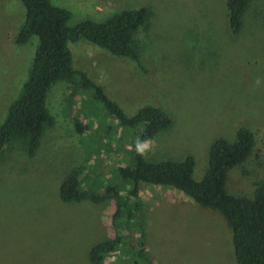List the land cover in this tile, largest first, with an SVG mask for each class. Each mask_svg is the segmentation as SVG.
Wrapping results in <instances>:
<instances>
[{
    "label": "rangeland",
    "instance_id": "obj_1",
    "mask_svg": "<svg viewBox=\"0 0 264 264\" xmlns=\"http://www.w3.org/2000/svg\"><path fill=\"white\" fill-rule=\"evenodd\" d=\"M51 2L69 11L70 26L147 8V25L135 36L138 62L80 40L68 43L73 69L129 117L146 106L170 116L172 125L151 139V151L143 157L159 162L192 156L195 181L203 178L217 139L233 143L239 128L249 129L254 152L228 172L225 189L235 197H254L264 182V0H251L235 35L226 0ZM24 19L19 0H0V125L27 79L38 42L32 37L24 45L15 43ZM46 108L53 125L45 127L33 156L22 140L0 152V264H92L91 248L118 236L133 237L134 247L142 242L153 264H237L232 231L222 215L170 187L141 183L137 198H129L135 209L130 227H124V217L113 221L127 188L117 170L132 166L136 138L107 116L91 89L58 82ZM105 126L110 133L102 132ZM75 173L81 190L98 196L97 203L88 197L60 200L61 182ZM116 185L119 197L107 191ZM104 264L143 263L124 246Z\"/></svg>",
    "mask_w": 264,
    "mask_h": 264
},
{
    "label": "trees",
    "instance_id": "obj_2",
    "mask_svg": "<svg viewBox=\"0 0 264 264\" xmlns=\"http://www.w3.org/2000/svg\"><path fill=\"white\" fill-rule=\"evenodd\" d=\"M19 1L24 7L25 19L15 37V43L24 45L32 37H36L38 42L27 79L0 125V152L12 141L22 140L26 143L29 156L36 153L45 127L53 125V118L46 108V98L55 84L65 81L84 90L91 89L107 116L116 121L119 128L129 130L128 136L132 140L136 138L132 142L130 154L132 166L117 170L120 185L124 184L127 188L125 196L116 202L113 221L124 217V227H130L135 209L131 208L129 198H137L141 183L167 186L180 191L193 203L222 215L232 231L237 264H264V182L257 188L252 199L232 196L225 189L228 172L246 163L252 156L254 134L241 127L236 131L235 142L217 139L209 148L208 168L203 178L195 181L192 177V156H187L182 161L148 162L135 151L138 139L151 140L157 133L170 128V116L157 107L146 106L129 117L105 95L100 86L91 82L85 73L72 67L68 43L80 40L98 46L114 56L138 62L139 49L135 36L147 25L150 11L144 7L124 9L102 22L83 20L70 26L69 11L53 5L51 0ZM250 3L251 0H226L228 24L232 34L240 31L242 17ZM102 130L105 134L110 133V127L105 126ZM81 183L78 173L67 176L59 187L60 200L65 203L80 202L88 197L93 203H97L98 196L85 194L81 190ZM119 186H109L107 191L119 197ZM129 237L127 241L125 237L118 236L112 241L94 245L89 252L90 262L104 264L107 256L125 246L132 252L136 262L141 260L143 264H153L144 251L143 243L134 247V239L131 237L129 240ZM139 238L141 240L142 237Z\"/></svg>",
    "mask_w": 264,
    "mask_h": 264
},
{
    "label": "clouds",
    "instance_id": "obj_3",
    "mask_svg": "<svg viewBox=\"0 0 264 264\" xmlns=\"http://www.w3.org/2000/svg\"><path fill=\"white\" fill-rule=\"evenodd\" d=\"M260 81H257V84H259ZM151 140L145 139V140H137L135 142V151L138 155L144 156L146 155L149 151H151Z\"/></svg>",
    "mask_w": 264,
    "mask_h": 264
}]
</instances>
